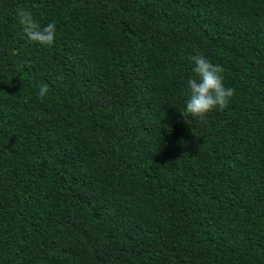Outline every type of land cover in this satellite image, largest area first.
I'll list each match as a JSON object with an SVG mask.
<instances>
[{
    "label": "trees",
    "instance_id": "trees-1",
    "mask_svg": "<svg viewBox=\"0 0 264 264\" xmlns=\"http://www.w3.org/2000/svg\"><path fill=\"white\" fill-rule=\"evenodd\" d=\"M0 264H264V0H0Z\"/></svg>",
    "mask_w": 264,
    "mask_h": 264
},
{
    "label": "clouds",
    "instance_id": "clouds-1",
    "mask_svg": "<svg viewBox=\"0 0 264 264\" xmlns=\"http://www.w3.org/2000/svg\"><path fill=\"white\" fill-rule=\"evenodd\" d=\"M18 17L23 33L29 41L43 46H50L54 43L56 35L54 23L41 27L34 19L32 12L25 9L18 11ZM191 61L194 65L192 68L194 76L188 80V100L185 108L187 115L184 116L205 121L207 114L214 109L224 110L229 106L235 90L224 86V70L221 66L214 65L202 55L192 56ZM47 91L46 85L41 87L40 98H43Z\"/></svg>",
    "mask_w": 264,
    "mask_h": 264
}]
</instances>
